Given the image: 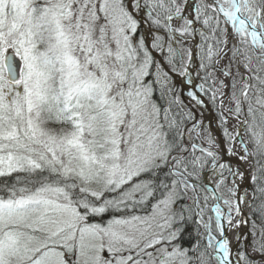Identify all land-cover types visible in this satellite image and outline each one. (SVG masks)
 <instances>
[{
  "label": "snow or ice",
  "instance_id": "6c2138e0",
  "mask_svg": "<svg viewBox=\"0 0 264 264\" xmlns=\"http://www.w3.org/2000/svg\"><path fill=\"white\" fill-rule=\"evenodd\" d=\"M0 264H264V0H0Z\"/></svg>",
  "mask_w": 264,
  "mask_h": 264
},
{
  "label": "water",
  "instance_id": "95a60500",
  "mask_svg": "<svg viewBox=\"0 0 264 264\" xmlns=\"http://www.w3.org/2000/svg\"><path fill=\"white\" fill-rule=\"evenodd\" d=\"M207 112V111H206ZM207 116L211 117V113L210 112H207Z\"/></svg>",
  "mask_w": 264,
  "mask_h": 264
},
{
  "label": "bare ground",
  "instance_id": "6f19581e",
  "mask_svg": "<svg viewBox=\"0 0 264 264\" xmlns=\"http://www.w3.org/2000/svg\"><path fill=\"white\" fill-rule=\"evenodd\" d=\"M206 115H207V112H206Z\"/></svg>",
  "mask_w": 264,
  "mask_h": 264
}]
</instances>
